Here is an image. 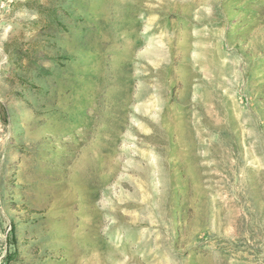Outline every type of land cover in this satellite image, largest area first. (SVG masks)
<instances>
[{
  "label": "rangeland",
  "instance_id": "rangeland-1",
  "mask_svg": "<svg viewBox=\"0 0 264 264\" xmlns=\"http://www.w3.org/2000/svg\"><path fill=\"white\" fill-rule=\"evenodd\" d=\"M0 264H264V0H0Z\"/></svg>",
  "mask_w": 264,
  "mask_h": 264
}]
</instances>
